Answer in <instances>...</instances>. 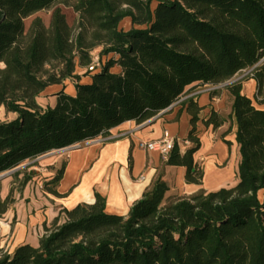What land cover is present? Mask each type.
I'll use <instances>...</instances> for the list:
<instances>
[{"label":"trees","instance_id":"1","mask_svg":"<svg viewBox=\"0 0 264 264\" xmlns=\"http://www.w3.org/2000/svg\"><path fill=\"white\" fill-rule=\"evenodd\" d=\"M61 5L77 14L74 25ZM52 8L49 25L36 16L26 27ZM97 48L101 66L89 70ZM263 58L264 0H0V107L18 114L0 121V173L180 104L191 115L194 146L182 153L175 141L165 165L185 166L186 181L201 184L194 154L202 107L194 97L221 85L233 97L241 153L231 187L179 195L159 167L127 215L106 212L97 194L93 203L62 208L38 245L2 251L0 264H264V108L255 104L264 103ZM250 78L254 98L243 93ZM55 85L64 86L55 104L42 107L37 98ZM225 120L213 110L203 122L217 128ZM65 165L46 184L54 195ZM21 174L22 191L33 175L25 168L12 175ZM13 202L12 191L0 195V216Z\"/></svg>","mask_w":264,"mask_h":264},{"label":"crops","instance_id":"2","mask_svg":"<svg viewBox=\"0 0 264 264\" xmlns=\"http://www.w3.org/2000/svg\"><path fill=\"white\" fill-rule=\"evenodd\" d=\"M153 4L156 7L157 2ZM121 26L130 29L131 19H124ZM84 71L85 68L80 67L77 70L82 81H88L89 77L83 76ZM73 83L74 79L65 82L66 91L72 94L75 93ZM63 87L55 85L47 88L37 98L39 104L53 106L56 102L54 94ZM212 90L211 87L204 88L194 97L202 107L201 120L197 123L201 145L194 154L195 161L204 172L201 184L186 181L185 166L165 165L166 159L159 152L143 149L139 145L141 141L160 139L168 132L179 143L182 153L194 146V142L188 139L192 126L191 115L186 108L175 104L141 124L135 120L125 121L113 128L107 137L73 145L61 152L59 157L67 154V159L63 177L56 185L60 196L40 185L34 188L30 187V182L27 183L21 191L23 199L0 216V253H12L24 243L38 245L44 224H50L62 208L93 203L97 194L105 199L106 212L127 215L151 185L159 167H164L170 191L179 195H189L200 188L212 191L235 185L239 181L241 153L236 139L238 124L232 111L233 97L225 88L215 95L211 94ZM256 90L255 79L243 82V93L247 96L254 98ZM262 104L257 106L263 108ZM213 110L226 119L217 128L203 122ZM8 194L9 186L0 190L2 199Z\"/></svg>","mask_w":264,"mask_h":264},{"label":"rangeland","instance_id":"3","mask_svg":"<svg viewBox=\"0 0 264 264\" xmlns=\"http://www.w3.org/2000/svg\"><path fill=\"white\" fill-rule=\"evenodd\" d=\"M154 7H155V4H153V8ZM61 8L66 14L68 23L70 25H74L77 21V14L74 12V10L70 7H66L65 5H61ZM53 11H54V8L43 10L27 18L25 20L26 27L28 28L30 26L32 20L36 16L41 17L43 21L45 22V24L49 25ZM100 50L101 48H97L94 50V52H96V54L98 55L100 53ZM219 89L220 90L223 89V85H221ZM53 97H56V95ZM255 104L257 105L258 103L255 101ZM47 106L48 105L42 106V107L46 108ZM260 106L264 108V103ZM17 115H18L17 113L7 112L4 107H0V121L13 120L17 117ZM63 151L64 150H60V149L54 150L44 155H41L33 160L26 161L23 164L17 166L19 167V169L25 168V171L27 173L33 175V178L29 181L30 187L34 186V188H36V185H40L41 188L48 189L46 186L48 179L53 177L57 173V171L60 169L62 164L66 162L67 154H64L63 156L59 157V155ZM11 170L12 169L0 173V190H3V188L9 186V192L12 191V198L14 199V202L12 203L11 207H14L15 204L20 199H23V196H24L23 193H21V189H20V179H22L23 174H21L20 178L17 180L12 175L14 172L5 174Z\"/></svg>","mask_w":264,"mask_h":264},{"label":"built area","instance_id":"4","mask_svg":"<svg viewBox=\"0 0 264 264\" xmlns=\"http://www.w3.org/2000/svg\"><path fill=\"white\" fill-rule=\"evenodd\" d=\"M92 63L89 66V70L97 69L101 66L100 64V57L99 54L97 55L96 52H92ZM247 71L246 73H248ZM220 86H212V89L219 88ZM175 138L171 135H169L168 132H165L163 137L160 139L155 140H149V141H141L139 143L140 147L149 151H157L159 152L164 159H167L170 152L172 151L174 145H175ZM71 147V146H70ZM69 147L62 148L60 150L67 149ZM141 179H145L144 176L140 177Z\"/></svg>","mask_w":264,"mask_h":264},{"label":"water","instance_id":"5","mask_svg":"<svg viewBox=\"0 0 264 264\" xmlns=\"http://www.w3.org/2000/svg\"><path fill=\"white\" fill-rule=\"evenodd\" d=\"M263 61H264V58L261 60V62H263ZM18 168H19V167H16L15 169H12L11 171H8V172L5 173V174L11 173V172H15Z\"/></svg>","mask_w":264,"mask_h":264}]
</instances>
